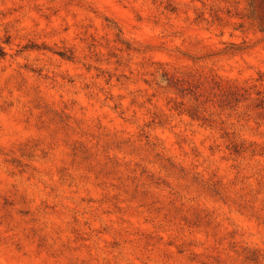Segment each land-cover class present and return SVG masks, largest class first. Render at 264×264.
I'll list each match as a JSON object with an SVG mask.
<instances>
[{"label":"clouds","instance_id":"1","mask_svg":"<svg viewBox=\"0 0 264 264\" xmlns=\"http://www.w3.org/2000/svg\"><path fill=\"white\" fill-rule=\"evenodd\" d=\"M261 100L264 0H0V264H264Z\"/></svg>","mask_w":264,"mask_h":264},{"label":"rangeland","instance_id":"2","mask_svg":"<svg viewBox=\"0 0 264 264\" xmlns=\"http://www.w3.org/2000/svg\"><path fill=\"white\" fill-rule=\"evenodd\" d=\"M254 3L259 4L260 0H254ZM234 99V93H232L230 90L225 91L218 96H216V102L221 107H227L230 106ZM257 106H264V100L259 101V104Z\"/></svg>","mask_w":264,"mask_h":264}]
</instances>
